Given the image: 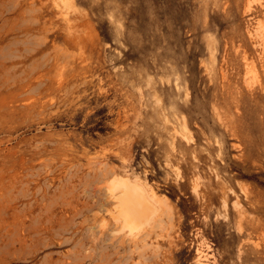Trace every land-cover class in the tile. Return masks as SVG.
Instances as JSON below:
<instances>
[{"label":"rangeland","instance_id":"obj_1","mask_svg":"<svg viewBox=\"0 0 264 264\" xmlns=\"http://www.w3.org/2000/svg\"><path fill=\"white\" fill-rule=\"evenodd\" d=\"M0 264H264V0H0Z\"/></svg>","mask_w":264,"mask_h":264}]
</instances>
